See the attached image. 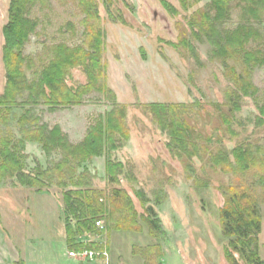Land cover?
Returning a JSON list of instances; mask_svg holds the SVG:
<instances>
[{
    "label": "rangeland",
    "instance_id": "obj_1",
    "mask_svg": "<svg viewBox=\"0 0 264 264\" xmlns=\"http://www.w3.org/2000/svg\"><path fill=\"white\" fill-rule=\"evenodd\" d=\"M9 1L0 0V95L5 87L2 27L7 21ZM83 1L85 6L80 0H39L28 6V17L36 21L37 27L21 51L28 65L26 68L23 63L22 69L29 83L36 81L55 57L54 48H87L90 30H101L105 81L115 102L126 107L124 124L128 131V140L111 158L121 162L125 169L119 185L114 187L105 178L103 158H94L85 167L92 188L106 202L113 188L122 189L131 197L142 232L111 231L79 237V241L100 244L105 256L92 260L76 256L77 264H230L223 256L228 240L219 227V213L225 203L223 193L230 187L250 193L258 202L261 219L258 252L264 262V166L258 164L235 174L224 173L209 162L210 154L218 149L229 153L244 145L258 149L264 158V119L258 123L259 108L264 106V65L252 68L250 83L256 93L239 97L236 111L232 97L235 87L229 75L219 59L212 57L211 46L205 39L200 42L194 38L189 28L191 22L199 25L211 0H201L187 11L181 10L178 0H94L97 15L94 18L84 12L89 0ZM163 2L178 14L169 13ZM237 5V2L230 4V20L222 29L232 31L239 24H246ZM262 16V22L250 19L248 24L264 38V13ZM182 40L191 44L193 53L181 46ZM65 82L77 88L85 84L86 76L79 68H73ZM16 101L20 103L22 99ZM109 101L102 94L90 93L83 97L81 105L71 108L15 107L11 113H0V135L10 136L14 142L21 140L17 121L28 111L37 121L26 125L27 129L58 126L68 142L77 145L94 119L111 110ZM148 103L187 107L185 119L201 138L196 142L201 147L197 157L186 162L174 156L168 147L167 134L161 131L155 117L142 108ZM23 154L27 156L26 173L32 172L37 164L45 169L61 158L59 153L45 156L38 143L29 141L24 143ZM187 165L190 169L186 170ZM61 193L57 186L38 193L20 186L14 179L2 181V264H8L6 261L12 264L15 255L21 253L18 263L15 262L19 264L20 256L30 257V249L36 256V264H73L67 256L71 249L66 245ZM148 206L154 209L153 219L159 220L162 233L158 239L148 235L139 217ZM75 222L73 219V226ZM104 225V221L97 223L98 228ZM141 249H149L144 251L150 260L142 257Z\"/></svg>",
    "mask_w": 264,
    "mask_h": 264
},
{
    "label": "trees",
    "instance_id": "obj_2",
    "mask_svg": "<svg viewBox=\"0 0 264 264\" xmlns=\"http://www.w3.org/2000/svg\"><path fill=\"white\" fill-rule=\"evenodd\" d=\"M37 1L39 0L9 1L7 21L2 27L1 62L5 73V87L0 95V113H11L12 108L19 106H42L50 110L71 108L81 105L83 97L90 93L109 97L112 108L94 119L83 140L77 145L70 144L58 126L48 128L47 125H42L27 129L26 125L37 121L27 111L17 121L23 136L21 140L14 142L10 136L0 135V184L6 179H14L20 186L35 189L38 193L57 186L62 191L66 245L73 252H102L100 244L82 242L78 238L100 236L102 232L109 234L111 231L142 232L131 197L122 189L113 188L108 197L109 202H106L103 195L101 198V193L92 188L89 171L85 167L92 159L103 158L107 183L114 187L119 185L125 167L121 162L112 160L111 155L128 140L124 124L126 107L115 102L114 94L107 87L105 65L101 63L103 44L100 29L90 30L87 48H54L55 57L39 73L36 81H27L22 67L23 63L26 68L28 65L21 51L28 36L37 27L36 21L28 17V6ZM199 1L201 0H178L182 11H187ZM80 2L85 4L83 0ZM235 2L238 3L236 7L240 8L246 24H239L236 29L226 31L221 26L230 20V4ZM86 3H89V7L84 12L91 18L97 16L94 0ZM162 4L169 13L178 14L169 4ZM207 8L208 12L202 15L199 25L191 22L189 28L194 38L200 42L205 39L211 46L212 57L219 59L229 75L235 87L232 97L236 101L234 109L237 111L239 97H251L256 93L250 83L252 68L264 65V38L248 24L250 19L256 23L262 22L264 0H211ZM120 23L123 24L122 21ZM180 44L193 53L194 48L186 40H182ZM73 68H79L86 76L85 84L77 88L69 87L65 82ZM17 99H22V102H17ZM142 108L155 117L161 131L167 134L170 140L168 147L178 160L187 162L193 156L197 157V151L201 147L196 142L201 138L185 119V105L148 103L142 105ZM259 111L261 117L258 123H263L264 106ZM25 141L38 143L45 156L59 153L60 160L45 169L37 164L32 172L26 173L24 163L27 156L23 154ZM209 162L224 173L235 174H242L258 164L264 166V158L260 156L258 149L254 150L250 145L237 146L229 153L218 149L210 154ZM188 168L190 169L189 165L185 169ZM79 170L81 172L77 173ZM68 186L71 189L65 190ZM223 195L225 203L219 213V227L222 236L228 240L223 247L224 260L230 264H264L258 252L261 219L257 200L250 193L231 187L226 188ZM142 203L145 201L142 200ZM139 217L147 227L148 235L158 239L162 232L159 220L153 219L154 209L146 207L144 214ZM73 219L76 220L74 226ZM101 221L105 222L104 228L97 227V223ZM144 250H140L143 252L142 257L146 261L150 260L148 252Z\"/></svg>",
    "mask_w": 264,
    "mask_h": 264
},
{
    "label": "crops",
    "instance_id": "obj_3",
    "mask_svg": "<svg viewBox=\"0 0 264 264\" xmlns=\"http://www.w3.org/2000/svg\"><path fill=\"white\" fill-rule=\"evenodd\" d=\"M30 252H31V255H30V257H27V258H24V259H22V256H20L21 258H20V262H19V264H36V261H35V255L32 253L33 252V250L32 249H30ZM20 255H22L21 253H19ZM19 254L18 255H15V256H17L15 259H16V261H13L14 259H12L11 260V262H12V264H16V263H18V260H19ZM69 259H71V261L73 262V264H77L78 263V261H76L74 258H70V257H68ZM6 261V260H5ZM6 262H8V264H9V261H6ZM16 262V263H15ZM23 262V263H22ZM0 264H2V262L0 261Z\"/></svg>",
    "mask_w": 264,
    "mask_h": 264
},
{
    "label": "built area",
    "instance_id": "obj_4",
    "mask_svg": "<svg viewBox=\"0 0 264 264\" xmlns=\"http://www.w3.org/2000/svg\"><path fill=\"white\" fill-rule=\"evenodd\" d=\"M102 255L105 256V253L100 252L99 254H97V253L86 251V250H83L79 253L68 252V257L75 258L76 256H78L81 259H89V260H92L95 257L102 256Z\"/></svg>",
    "mask_w": 264,
    "mask_h": 264
}]
</instances>
